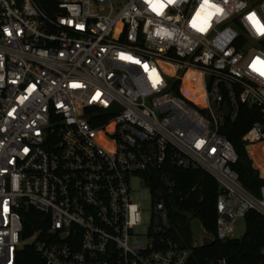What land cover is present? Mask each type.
<instances>
[{
  "label": "built area",
  "instance_id": "1",
  "mask_svg": "<svg viewBox=\"0 0 264 264\" xmlns=\"http://www.w3.org/2000/svg\"><path fill=\"white\" fill-rule=\"evenodd\" d=\"M251 14L264 25V0H0V264H187L178 170L218 184L203 235L231 239L238 218L264 215V184L242 185L222 131L255 106L242 141L264 142Z\"/></svg>",
  "mask_w": 264,
  "mask_h": 264
},
{
  "label": "trees",
  "instance_id": "2",
  "mask_svg": "<svg viewBox=\"0 0 264 264\" xmlns=\"http://www.w3.org/2000/svg\"><path fill=\"white\" fill-rule=\"evenodd\" d=\"M258 108L242 105L235 121L228 120L223 133L233 143L239 159L233 168L239 172L241 183L254 195L259 194L264 184V142L246 145L243 134L259 120ZM178 189L185 199L179 198L178 211H174L175 220L182 224L175 231V238L183 247L190 248L187 264H217L226 258V264H261L264 260V215L258 211H249L244 216L245 232L240 238L227 240L215 239L210 246H193V226L190 216L201 222L204 229L211 234L217 231L218 184L215 178L201 169L178 170ZM183 212L189 214V217ZM31 222V220H30ZM32 223V222H31ZM27 252V251H26ZM21 264H30L28 259Z\"/></svg>",
  "mask_w": 264,
  "mask_h": 264
},
{
  "label": "rangeland",
  "instance_id": "3",
  "mask_svg": "<svg viewBox=\"0 0 264 264\" xmlns=\"http://www.w3.org/2000/svg\"><path fill=\"white\" fill-rule=\"evenodd\" d=\"M132 184H133L134 189L137 190V195H136L138 196L137 198H139L140 195H142L143 197H146L148 195V189H146L145 187L139 186L137 179L132 180ZM194 228H195L194 236H195V239L197 240V237L201 235L205 229L200 222H195ZM245 228H246V223L244 221V217L238 218L234 224V231L232 233V237L240 238V236L245 232Z\"/></svg>",
  "mask_w": 264,
  "mask_h": 264
},
{
  "label": "water",
  "instance_id": "4",
  "mask_svg": "<svg viewBox=\"0 0 264 264\" xmlns=\"http://www.w3.org/2000/svg\"><path fill=\"white\" fill-rule=\"evenodd\" d=\"M228 112H229L228 106H226V110H225V115L226 116L228 115ZM25 227H26V230H25V232L23 234V238L24 239L29 237V236H31V235H33V230L29 226L28 222H25ZM194 234H195V231H194ZM197 240H198V243H199L200 246H205V247L206 246H210V245H212L215 242V239H213L212 237H210L207 234L206 235H203V234L199 235L197 237Z\"/></svg>",
  "mask_w": 264,
  "mask_h": 264
},
{
  "label": "snow or ice",
  "instance_id": "5",
  "mask_svg": "<svg viewBox=\"0 0 264 264\" xmlns=\"http://www.w3.org/2000/svg\"><path fill=\"white\" fill-rule=\"evenodd\" d=\"M205 2L207 3V0ZM248 19L254 23V26H257V31L264 33V25H258V22L255 20V14H251ZM261 74L264 75V72H261Z\"/></svg>",
  "mask_w": 264,
  "mask_h": 264
},
{
  "label": "bare ground",
  "instance_id": "6",
  "mask_svg": "<svg viewBox=\"0 0 264 264\" xmlns=\"http://www.w3.org/2000/svg\"><path fill=\"white\" fill-rule=\"evenodd\" d=\"M183 85H184V86H183V92H185L186 94H188V95H190V96L195 97V94H194V93L191 91V89H190V85H189L188 80L185 79ZM197 100H198L199 102H201V99L197 98Z\"/></svg>",
  "mask_w": 264,
  "mask_h": 264
}]
</instances>
